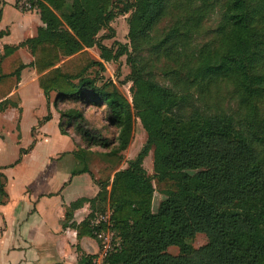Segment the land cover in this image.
Here are the masks:
<instances>
[{"label": "trees", "instance_id": "trees-1", "mask_svg": "<svg viewBox=\"0 0 264 264\" xmlns=\"http://www.w3.org/2000/svg\"><path fill=\"white\" fill-rule=\"evenodd\" d=\"M112 3L37 0L44 26L19 45L5 44L0 53V82L13 76L19 82L26 66L4 73L5 57L20 46L35 56L28 65L47 101L40 123L52 118L53 107L62 134L74 129L89 146L115 143L110 155L129 146L135 115L147 132L137 159L117 169L112 180L97 181L95 197L72 201L63 226L76 228L78 238L98 239L108 225L94 226L91 220L108 203L121 246L107 250L105 264H264V0H127L130 43L116 50L98 38L115 18ZM216 11L221 16L211 35L204 24ZM165 20L170 25L158 34ZM93 46L102 60L89 56ZM122 55L130 65L132 100L99 73L105 61ZM158 61L165 63L163 81ZM221 90L235 106L218 105ZM9 102L1 100L0 109ZM91 105L104 106V119L118 132L115 141L89 130L84 107ZM152 148L154 175L143 165ZM72 152L84 163L74 173H91L85 149ZM187 170L194 172L173 175ZM7 179L0 166V205L9 200ZM156 187L167 193L154 211ZM86 201L91 211L77 223L74 210ZM198 232L208 240L194 248L191 239ZM171 245L179 247L177 255L168 252ZM96 256L81 252L79 262L96 264Z\"/></svg>", "mask_w": 264, "mask_h": 264}, {"label": "rangeland", "instance_id": "rangeland-1", "mask_svg": "<svg viewBox=\"0 0 264 264\" xmlns=\"http://www.w3.org/2000/svg\"><path fill=\"white\" fill-rule=\"evenodd\" d=\"M36 1L37 0H33V4H35ZM112 1V9L116 13L115 18L110 22L108 27H104L100 30L98 38L106 46L112 47L116 50L119 44L130 43L128 36V17L130 12L125 10L127 0ZM2 3L3 2L0 1V9ZM15 11L16 8L12 4H9L6 7L5 14L7 16V21L17 20ZM220 16L221 15L219 11H216L205 21L204 28L211 30L209 34L212 35L214 33V29L220 20ZM169 25V20L162 21L158 26V34L164 32L169 27ZM87 51L91 58L102 60L100 56V50L97 46L89 47L87 48ZM146 53H148V51H146ZM66 59L68 58H65V60ZM75 65L76 64H74V66ZM3 66V72L6 73V71L14 66V59L4 60ZM105 66V70L99 71L100 75L104 78L112 79L118 85L120 90L130 100H132V82L128 78L130 73V65L127 62V56L122 55L116 60L105 61ZM163 67H165V63L163 61H158L155 64L157 76L160 81H163L165 76L161 70ZM97 70L98 67L92 68L90 73L95 75L98 72ZM14 87H17V81L15 77L3 78L0 82V98L6 96V94H8V92H10ZM20 94L23 99L20 104L22 106V112L13 106L7 108L5 111H0V166H2L3 171L4 167L7 166V168H5L7 170L5 171L7 175L11 177V179H13L12 176L16 177V179L12 181V188L17 193L23 189L25 179H27L28 176L33 175L34 172L42 166L40 160L47 153V149L48 152L57 153L60 151H68L69 149L73 148V146L75 151L79 147L84 148L86 151V164L88 168H90L94 180L97 182L106 181L109 179L112 180L114 172L117 169L126 167L130 161L136 160L139 152L143 150L147 143V132L144 129L141 120L136 115L134 118V129L130 144L123 152L116 155L108 154L115 143H113L109 148L89 146L87 140L76 133L74 129L69 130L70 138H60L57 133L58 121H55L51 122L46 127L48 132L51 134V144L47 148L44 147V145L39 146L36 151H32L31 156L22 159V156L29 150L31 151L32 148L30 146L32 141L31 128L37 124L38 118L47 112V108L43 90L39 86L38 82L32 81L28 74L25 77L24 84L20 88ZM54 95L55 94H52V99ZM228 95L229 94L224 90L219 92V106L228 108L236 105L235 101L227 100ZM19 99L20 98L18 94H15L12 96V98H10V102L19 103ZM103 107H97L95 105L84 107L85 115L89 122V130L108 137L111 141H115V137L118 134L117 129L113 126H110L104 119ZM76 144H78L79 147ZM38 163H40V166H38ZM61 164L62 166L66 165V167L71 171L73 170V172L82 169L84 166L83 162H80L76 157H73L70 154L62 159ZM143 165L150 175H154L153 148L150 149L149 153L145 157ZM193 172V170L173 172V175L186 177L190 176ZM166 193V189L162 190L156 187L153 197L154 211L157 210L160 202L166 197ZM111 213L112 208L108 203H106L105 210H99L96 216L100 219L108 220V217H110ZM108 227L109 228L103 231L105 234H103L101 237L97 232V237L101 245L98 253L99 260L98 258L93 259V262L96 264H105L103 262V257L107 250L111 251L121 246V238L119 234L111 228L110 224ZM207 240V235L205 233L198 232L191 239V243L194 248H199L200 246L204 245ZM167 250L173 255H177L180 252L179 247L176 245L169 246Z\"/></svg>", "mask_w": 264, "mask_h": 264}, {"label": "crops", "instance_id": "crops-1", "mask_svg": "<svg viewBox=\"0 0 264 264\" xmlns=\"http://www.w3.org/2000/svg\"><path fill=\"white\" fill-rule=\"evenodd\" d=\"M0 1L3 2L0 9V53H3L5 44L19 45L25 39L36 36L38 28L44 26V22L39 10L34 6L26 9L20 7L15 0ZM9 4L16 8V21H7L5 10ZM6 59H14V66L6 73L13 72L21 63L26 66L22 69L17 87L0 98V101H11L10 98L18 94L20 98L18 105L9 102L0 111L13 106L22 112L20 104L23 99L20 88L24 84L26 75L28 74L32 81L38 82L35 68L28 65L35 59V56L27 46H20L13 54L4 58ZM3 68L2 62V70ZM44 98L47 108L45 95ZM51 110L50 120L40 123L47 112L38 118L37 124L34 125L36 128L34 135L31 128L32 141L35 139V142L31 146V151L25 153L22 159L31 156L32 151H36L39 146L44 145L47 148L51 144V134L46 127L51 122L58 121L59 123L60 120L58 111L53 107ZM57 133L60 138H70L69 135L62 134L59 127ZM73 150L74 146L68 151L57 153L48 152L47 149V153L40 160L42 166L34 170V174L28 176V180L25 179L23 189L19 193L12 188V181L16 177L12 176L13 179H11L5 171L7 166L4 167L8 178L6 188L9 200L0 205V264H83L79 262L81 252L96 254V259L99 260L98 239L89 235L78 238L76 228L63 226L66 208L72 201L81 197L93 198L99 191V186L91 173H74L66 165L62 166L61 161L65 156L70 154L75 157ZM90 211V203L86 201L74 210L73 220L80 223ZM97 213L98 211L91 220L94 226L106 220L97 217ZM77 244L80 245L81 251L77 250Z\"/></svg>", "mask_w": 264, "mask_h": 264}, {"label": "built area", "instance_id": "built-area-1", "mask_svg": "<svg viewBox=\"0 0 264 264\" xmlns=\"http://www.w3.org/2000/svg\"><path fill=\"white\" fill-rule=\"evenodd\" d=\"M16 1V3L20 6V7H22V8H32L33 6H34V4H33V0H15ZM111 216V215H110ZM102 222H104V221H102ZM105 222L107 223V225L109 226V224H110V226H111V223H110V217H108V220L106 219L105 220ZM109 228V227H108ZM103 231H105V230H100V231H98V235L101 237V236H103V234H105Z\"/></svg>", "mask_w": 264, "mask_h": 264}]
</instances>
